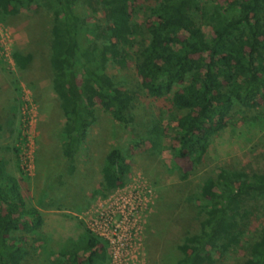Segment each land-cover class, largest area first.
Wrapping results in <instances>:
<instances>
[{
	"label": "trees",
	"instance_id": "1",
	"mask_svg": "<svg viewBox=\"0 0 264 264\" xmlns=\"http://www.w3.org/2000/svg\"><path fill=\"white\" fill-rule=\"evenodd\" d=\"M82 7L104 12V23H88ZM41 10L52 18L51 84L64 116L61 150L70 169L97 107L124 128L137 125L138 95L120 89L108 66L132 67L140 92L183 112L170 113L167 125L159 112L144 132L153 149L171 151L193 171L236 105L253 110L264 102V0H0V21ZM11 57L19 71L33 60L20 51ZM4 165L0 160V264H23L28 244L42 242L44 221ZM129 174L126 156L112 148L90 198L124 187ZM194 202L198 230L184 237L174 264H215L216 255L230 253H242L236 264H264V173L219 167L202 179ZM106 247L84 229L50 251L47 264H105Z\"/></svg>",
	"mask_w": 264,
	"mask_h": 264
},
{
	"label": "rangeland",
	"instance_id": "2",
	"mask_svg": "<svg viewBox=\"0 0 264 264\" xmlns=\"http://www.w3.org/2000/svg\"><path fill=\"white\" fill-rule=\"evenodd\" d=\"M94 9L82 7L85 20L104 23L107 15ZM51 20L41 10L0 21V160L18 180L24 201L36 207L44 221L42 242L32 244L25 236L30 247L23 264H47L50 251H59L64 241L88 229L96 210L111 214L118 203L127 207L120 197L130 203L134 200L137 208L129 227L139 239L138 264H174L184 237L198 230L200 217L194 196L202 179L219 167L264 173V102L253 110L236 105L225 128L212 138L204 164L193 171L171 151L160 149L159 153L153 149L144 132L157 121L159 112L164 113V125L170 113L178 116L183 112L140 92L132 67L121 70L108 66L107 72L120 89H130L138 95L134 103L137 125L124 128L97 107V121L70 169L61 150L64 116L51 84ZM13 51L32 55L25 71L15 66ZM16 86L20 93H16ZM112 148L120 149L130 164L127 186L92 200V192L102 181L104 158ZM183 171L188 173L184 180ZM252 237L253 233H249L248 238ZM241 255H216L215 264H236ZM105 264H111L108 255Z\"/></svg>",
	"mask_w": 264,
	"mask_h": 264
},
{
	"label": "built area",
	"instance_id": "3",
	"mask_svg": "<svg viewBox=\"0 0 264 264\" xmlns=\"http://www.w3.org/2000/svg\"><path fill=\"white\" fill-rule=\"evenodd\" d=\"M126 186L110 192L123 191ZM147 192L150 193V190ZM120 200L127 207L120 206L118 203L111 214L109 211L100 213L96 210L94 218H90V222L87 224V230L106 242L107 255L111 264H117L119 261H123L125 264H138L139 239L136 237V232L129 227L130 222L135 220L133 216L137 213V208L134 207V200L133 203L125 201L121 197Z\"/></svg>",
	"mask_w": 264,
	"mask_h": 264
}]
</instances>
